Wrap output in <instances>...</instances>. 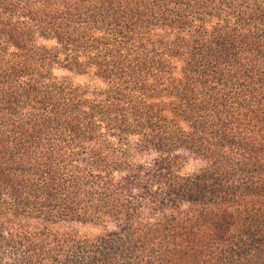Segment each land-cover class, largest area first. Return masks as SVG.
Listing matches in <instances>:
<instances>
[{"label":"trees","instance_id":"obj_1","mask_svg":"<svg viewBox=\"0 0 264 264\" xmlns=\"http://www.w3.org/2000/svg\"><path fill=\"white\" fill-rule=\"evenodd\" d=\"M0 264H264V0H0Z\"/></svg>","mask_w":264,"mask_h":264}]
</instances>
